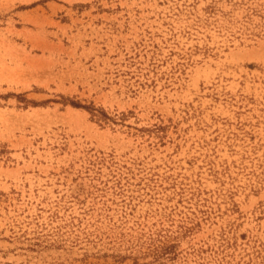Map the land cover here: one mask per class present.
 Returning a JSON list of instances; mask_svg holds the SVG:
<instances>
[{
    "label": "rangeland",
    "instance_id": "374dc122",
    "mask_svg": "<svg viewBox=\"0 0 264 264\" xmlns=\"http://www.w3.org/2000/svg\"><path fill=\"white\" fill-rule=\"evenodd\" d=\"M0 264H264V0H0Z\"/></svg>",
    "mask_w": 264,
    "mask_h": 264
}]
</instances>
